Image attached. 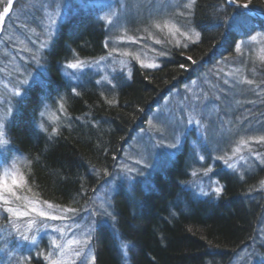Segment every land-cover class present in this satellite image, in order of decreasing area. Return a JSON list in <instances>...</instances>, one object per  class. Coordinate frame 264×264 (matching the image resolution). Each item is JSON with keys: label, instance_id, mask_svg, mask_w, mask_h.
<instances>
[{"label": "trees", "instance_id": "1", "mask_svg": "<svg viewBox=\"0 0 264 264\" xmlns=\"http://www.w3.org/2000/svg\"><path fill=\"white\" fill-rule=\"evenodd\" d=\"M85 4L15 0L0 35V79L14 92H0V120H5L8 141L3 157L26 159L29 194L73 210L89 205L128 141L170 90L188 80V71L232 59L240 41L264 34L263 20L228 0H195L189 25L199 39L194 36L187 48L171 50L157 69L134 64L129 81L100 87L95 78L83 75L76 82L64 73L69 61L107 53L108 27ZM8 5L9 0H0V16ZM249 7L264 13V0H250ZM246 63L251 76L242 89L241 106L235 107V120L247 139H262L264 151V61L252 56ZM59 98L66 121L55 133L43 130L41 113ZM190 157L186 142L169 159V167L119 185L110 218L98 220L95 227V264H230L250 244L264 213L259 190L264 163L240 175L216 162L209 177L222 191L203 197L192 186L202 175L193 178L196 161L191 165ZM210 166L202 169L208 172ZM14 263L5 256L0 259V264Z\"/></svg>", "mask_w": 264, "mask_h": 264}, {"label": "rangeland", "instance_id": "2", "mask_svg": "<svg viewBox=\"0 0 264 264\" xmlns=\"http://www.w3.org/2000/svg\"><path fill=\"white\" fill-rule=\"evenodd\" d=\"M241 1L249 5L250 0ZM189 3L190 0H86L85 8L98 12V20L108 27L107 53L97 59L67 62L65 75L76 82L86 75L95 78L100 87L115 88L130 80L134 64L146 70L159 68L171 56V50L187 48L194 37L189 25L194 3L190 8L185 6ZM234 7L252 15L241 6ZM261 13L259 18L263 20ZM238 45L240 50L236 48L234 58L188 71V80L171 89L154 108L123 148L110 176L81 210L43 203L29 194L23 173L26 159L17 154L6 159L3 154L8 145L0 146V178L7 180L6 185H0V259L5 256L15 260L14 264H95V227L98 220L110 218L119 185L130 184L140 173L169 167L186 142L191 151L189 163L196 161L191 167L192 176L195 179L202 175L192 186L203 197L219 187L209 177L216 162L240 175L264 163L262 139H247L234 113L235 107L242 104V89L251 76L247 59L253 56L264 61V34L256 33ZM184 58L191 60L188 54ZM69 64L77 67L69 68ZM1 88L14 93L4 79H0V92ZM66 112L60 98L47 104L41 115L42 129L55 133L65 123ZM172 144L177 147H169ZM206 163L211 164L208 172L202 169ZM13 177L17 184L12 183ZM259 190L264 193V180ZM22 235L30 240H23ZM33 238L35 244L31 243ZM263 252L264 213L254 239L235 254L230 264H261Z\"/></svg>", "mask_w": 264, "mask_h": 264}, {"label": "snow or ice", "instance_id": "3", "mask_svg": "<svg viewBox=\"0 0 264 264\" xmlns=\"http://www.w3.org/2000/svg\"><path fill=\"white\" fill-rule=\"evenodd\" d=\"M194 2H195V0H190V3L187 4V5H185V6L190 8L191 5H192ZM228 2L234 4V3H236V0H228ZM10 5H11V0H9V6H10ZM242 7L246 9V8L249 7V5H248V3H244V4L242 5ZM8 10H9V8L6 7V8L4 9V12L7 13ZM193 35L195 36V39H199V33H193ZM253 39H256V38L253 37ZM239 50H240V47H239V45H238V46H237V51H239ZM68 67H69V68H72V69H75V68L77 67V65H75V64H69ZM249 83H251V81H249ZM17 95H19V93H17ZM41 115H43V113H41ZM41 127L43 128V125H41ZM4 128H5L4 123H3L2 121H0V146L6 145V144L8 143V141H7V139H6V133H5V131H4ZM169 147L175 148V147H177V145H176V144H172V145H169ZM201 159H203L202 156H201ZM6 183H7V180H6L5 178H0V185H6ZM12 183H13V184H17V183H18L17 180L15 179V177H13V179H12ZM214 191H215L217 194H219L222 190H221L219 187H217ZM202 194L207 195V193H205V192H202ZM7 211H10V212H11L12 210H11V209H7ZM69 211H73V210H72V209H69ZM105 214L110 215V213H107V210H105ZM17 215H20V213H17ZM41 215H43V213H41ZM22 239L25 240V241H29V240H30V237H28V236H26V235H22ZM31 243H32V244H35V243H36V241H35L34 238L31 239ZM84 243H87V240H85ZM124 247H125V249H126V248H127V245H124ZM77 254H79V253H77ZM126 254H127V253L125 252V255H126Z\"/></svg>", "mask_w": 264, "mask_h": 264}, {"label": "water", "instance_id": "4", "mask_svg": "<svg viewBox=\"0 0 264 264\" xmlns=\"http://www.w3.org/2000/svg\"><path fill=\"white\" fill-rule=\"evenodd\" d=\"M14 1H15V0H11V5L8 6L9 10H8V12L5 14L6 16H5V18L3 19V22L0 24V28L4 26V23H5L6 18L10 15L11 10H12V7H13V4H14ZM230 5H232V6H242V5H240V2H236V3H234V4H233V3H230ZM244 9H245V8H244ZM246 10H247V11H250L253 15H255V16H257V17H260V15H262V13H260V12H258V11H251V10L249 9V7L246 8Z\"/></svg>", "mask_w": 264, "mask_h": 264}, {"label": "bare ground", "instance_id": "5", "mask_svg": "<svg viewBox=\"0 0 264 264\" xmlns=\"http://www.w3.org/2000/svg\"><path fill=\"white\" fill-rule=\"evenodd\" d=\"M244 3H247V2H246V1H241V2H240V5H243ZM241 7H242V6H241ZM5 14H6V13H4V14L2 15V17H1V19H0V24L3 22V19H4L5 16H6ZM263 20H264V17H263ZM124 185H128V184H127V183H121V184H120V187H121V186H124Z\"/></svg>", "mask_w": 264, "mask_h": 264}]
</instances>
